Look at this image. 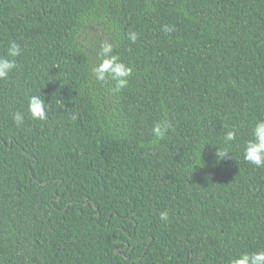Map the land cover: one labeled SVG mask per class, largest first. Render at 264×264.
<instances>
[{
	"label": "trees",
	"instance_id": "16d2710c",
	"mask_svg": "<svg viewBox=\"0 0 264 264\" xmlns=\"http://www.w3.org/2000/svg\"><path fill=\"white\" fill-rule=\"evenodd\" d=\"M101 40L132 68L119 92L90 75ZM10 41L0 264H228L264 248V167L243 158L264 119V0H0V56Z\"/></svg>",
	"mask_w": 264,
	"mask_h": 264
},
{
	"label": "clouds",
	"instance_id": "9594fccd",
	"mask_svg": "<svg viewBox=\"0 0 264 264\" xmlns=\"http://www.w3.org/2000/svg\"><path fill=\"white\" fill-rule=\"evenodd\" d=\"M164 31H169L165 26ZM129 39L135 42L137 39L136 32H130ZM21 47L15 41H10L6 50L5 56H0V80H6L12 69L16 68L15 58L20 55ZM99 63L91 66L90 75L96 81H105L106 78H111L115 82L114 91L119 92L122 88L127 87L128 77L132 75V68L122 62L117 54L113 52V44L101 40L97 51ZM48 105L44 98L40 95H30L27 99V113L33 120L43 121L47 119ZM75 119V116H73ZM14 122L19 126L24 121V113L16 112L13 116ZM172 128L170 122L159 121L152 127V134L159 140L165 137L167 132ZM236 139L234 130L226 131L223 140L225 144ZM216 159L232 158L229 156V151L225 149L217 150L214 153ZM243 158L250 164L257 167H264V119H258L252 125L250 130V138L243 143ZM161 220L168 219V213L162 211L160 213ZM228 264H264V248L256 251H241L234 257L229 258Z\"/></svg>",
	"mask_w": 264,
	"mask_h": 264
},
{
	"label": "water",
	"instance_id": "95a60500",
	"mask_svg": "<svg viewBox=\"0 0 264 264\" xmlns=\"http://www.w3.org/2000/svg\"><path fill=\"white\" fill-rule=\"evenodd\" d=\"M116 250V252H119V250L118 249H115Z\"/></svg>",
	"mask_w": 264,
	"mask_h": 264
}]
</instances>
